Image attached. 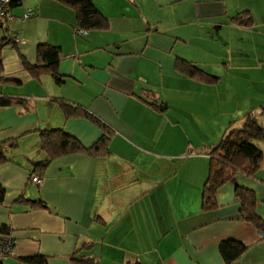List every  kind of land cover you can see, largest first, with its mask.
<instances>
[{
  "label": "crops",
  "instance_id": "1",
  "mask_svg": "<svg viewBox=\"0 0 264 264\" xmlns=\"http://www.w3.org/2000/svg\"><path fill=\"white\" fill-rule=\"evenodd\" d=\"M94 3L106 30L77 31L74 11L56 0H10L14 19L0 27V40L18 39L0 50V95L21 99L0 107V145L15 140L0 164V229L15 243L0 264L35 256L44 264H226L222 240L246 246L232 264H264V234L239 217L234 194L253 190L264 220V176L238 173L218 190L215 209L201 207L203 150L230 122L264 108V0ZM243 11L252 25L231 21ZM42 43L61 50L60 81L22 64L37 62ZM177 58L218 81L182 75ZM51 128L84 146L107 134L109 153L59 156L33 182L30 162L45 157L38 131Z\"/></svg>",
  "mask_w": 264,
  "mask_h": 264
},
{
  "label": "trees",
  "instance_id": "2",
  "mask_svg": "<svg viewBox=\"0 0 264 264\" xmlns=\"http://www.w3.org/2000/svg\"><path fill=\"white\" fill-rule=\"evenodd\" d=\"M56 1L74 11L79 29H107V18L96 7L94 0ZM231 21L234 24L245 27L253 23L252 17L247 11L238 13L231 18ZM8 40L6 37H2L0 40V50ZM61 58L62 53L58 46L42 43L37 45V62L35 64H29L22 59V64L33 77H39L47 73L56 81H60L61 78L57 71V64ZM175 69L182 75L200 82L211 84L218 81L217 76L209 74L191 62L181 58L176 59ZM20 103L21 99L19 98L0 95V107ZM62 106L65 112H70V105L63 103ZM157 106L160 110L166 108V104L164 103H160ZM259 116H264V108L248 110L242 116L239 124H234L235 120L230 122L223 135L203 150L209 156V164L208 173L201 193L202 209L210 210L217 207L216 194L218 190L236 174L241 173L247 177L254 178L260 170L264 160V150L257 143L255 144V141L259 142L264 140V125L259 123ZM38 133L40 137L39 148L45 154V157L41 160L30 162L28 169L31 176L37 173L41 177L47 165L62 155L85 152L91 156H103L109 153V136L107 134H103L92 145L84 146L76 137L66 133L61 128L40 129ZM14 143L15 140L0 145V164L9 160L6 154V146L13 145ZM234 194L240 203L239 217L252 224L258 231L264 234V220L256 213L255 192L248 188L237 186ZM3 195L4 190L0 186V203L3 200ZM18 201L29 203L31 207L48 208L46 203L40 198L30 200L21 197ZM0 233L6 236L10 235V232L5 227L0 229ZM219 249L225 263L232 264L244 253L246 246L234 240H222ZM82 260L87 261L84 258ZM45 261L42 256L27 259V262L30 264H44Z\"/></svg>",
  "mask_w": 264,
  "mask_h": 264
},
{
  "label": "built area",
  "instance_id": "3",
  "mask_svg": "<svg viewBox=\"0 0 264 264\" xmlns=\"http://www.w3.org/2000/svg\"><path fill=\"white\" fill-rule=\"evenodd\" d=\"M9 4L10 0H0V27L7 26L8 22L14 19V15L11 12ZM31 15H33V12L27 11L24 14L23 18H28ZM77 31H82V29H78ZM14 40L15 42L18 41V39ZM30 178L33 182L36 183H39L41 181V177L37 174H33ZM14 243L15 240L11 236L0 239V261L8 258L12 254Z\"/></svg>",
  "mask_w": 264,
  "mask_h": 264
},
{
  "label": "rangeland",
  "instance_id": "4",
  "mask_svg": "<svg viewBox=\"0 0 264 264\" xmlns=\"http://www.w3.org/2000/svg\"><path fill=\"white\" fill-rule=\"evenodd\" d=\"M258 121H259V123H262V124H264V117H261V116H259L258 117ZM257 143V145L259 146V142H256L255 141V144ZM260 176H264V160H263V162H262V168L257 172Z\"/></svg>",
  "mask_w": 264,
  "mask_h": 264
}]
</instances>
